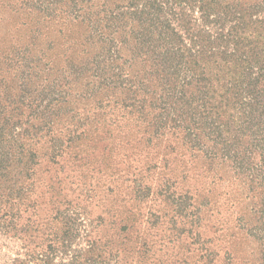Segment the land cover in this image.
<instances>
[{
  "label": "trees",
  "instance_id": "trees-1",
  "mask_svg": "<svg viewBox=\"0 0 264 264\" xmlns=\"http://www.w3.org/2000/svg\"><path fill=\"white\" fill-rule=\"evenodd\" d=\"M9 264H264V0H0Z\"/></svg>",
  "mask_w": 264,
  "mask_h": 264
},
{
  "label": "rangeland",
  "instance_id": "rangeland-1",
  "mask_svg": "<svg viewBox=\"0 0 264 264\" xmlns=\"http://www.w3.org/2000/svg\"><path fill=\"white\" fill-rule=\"evenodd\" d=\"M18 242L10 238L0 239V264H9L18 252Z\"/></svg>",
  "mask_w": 264,
  "mask_h": 264
}]
</instances>
